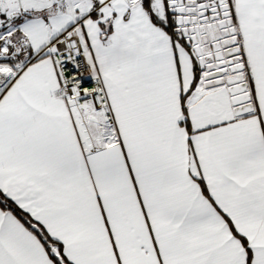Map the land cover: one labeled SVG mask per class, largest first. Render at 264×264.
I'll return each mask as SVG.
<instances>
[{"label": "snow or ice", "instance_id": "snow-or-ice-1", "mask_svg": "<svg viewBox=\"0 0 264 264\" xmlns=\"http://www.w3.org/2000/svg\"><path fill=\"white\" fill-rule=\"evenodd\" d=\"M0 264H264V0H0Z\"/></svg>", "mask_w": 264, "mask_h": 264}]
</instances>
